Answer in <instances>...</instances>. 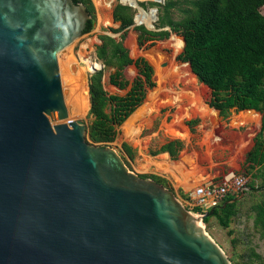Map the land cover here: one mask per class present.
<instances>
[{
    "label": "water",
    "instance_id": "95a60500",
    "mask_svg": "<svg viewBox=\"0 0 264 264\" xmlns=\"http://www.w3.org/2000/svg\"><path fill=\"white\" fill-rule=\"evenodd\" d=\"M89 17L73 0H0V264H230L198 224L212 208L193 216L67 119L56 55Z\"/></svg>",
    "mask_w": 264,
    "mask_h": 264
},
{
    "label": "rangeland",
    "instance_id": "374dc122",
    "mask_svg": "<svg viewBox=\"0 0 264 264\" xmlns=\"http://www.w3.org/2000/svg\"><path fill=\"white\" fill-rule=\"evenodd\" d=\"M90 1L94 10L92 29L80 34L56 55L60 89L67 119H79L85 127L90 122V117L87 115L89 106L87 77L92 72L85 73L86 91L83 95L86 99V106L82 109V114L77 116L68 114L71 108L68 98L70 91L64 85L63 78L69 73L73 75L79 71V68L83 66L79 56L83 53L89 55L93 61L100 63V68H102L101 62L94 55V47L99 43L97 35L107 34L119 39L120 34V31H112L117 27V23L112 22L110 14L112 5L120 1L104 0L106 4L104 3L101 11L96 10L93 0ZM138 2H142L143 7H140L144 10L150 7L156 9L151 27L141 23L147 29H154L164 0L161 2L139 0ZM186 6H188L187 0H177L175 6L170 9L169 17L173 20L180 19L183 17V10ZM130 8L134 16L136 9ZM259 11L264 14V5L259 8ZM132 25L126 28L123 43L131 58L141 56L150 64L153 86L146 89L141 103L120 124L114 140L107 145L114 149L127 168L137 175L155 173L165 175L174 186L181 184L184 189L192 186L189 179L193 178L199 180L201 177L218 176L228 171L245 174L248 177L247 188L241 196L234 197L236 198L235 214L230 218L228 226L221 227L211 215L205 222L200 221V223L204 231L223 251L230 264H264V233L253 224V211L250 209L252 204L263 199L264 189H259L260 176L256 174L258 169L256 171L250 169L243 161L245 152L252 144L253 132L255 133L259 128L258 122L250 125L245 123V120L246 122L255 120L256 113H246L245 110L234 111L231 116L221 119L214 109L205 104L208 97L207 89L197 82L185 62L175 59L181 50V48H175V40L180 36L169 33L167 38L155 40L142 48L136 45ZM161 29H166V27ZM110 72V68L102 69L101 83L104 91L107 94L123 95L127 87L118 89L110 85L107 81ZM134 75L135 69L131 65L122 71V78L127 84ZM192 121L194 122L190 123ZM127 122L132 127L131 133L124 127ZM172 138L180 141V149L175 158H170L165 152L158 153V146ZM84 140L89 144H96L88 141L87 138ZM122 144L128 147L129 155L124 152ZM161 158L170 163V166L173 164L177 166L171 170L165 165H157L159 163L157 161ZM182 162L189 170H183L180 164ZM162 181L165 187L170 189L171 186L167 179L163 177ZM251 185L256 189H249ZM173 193L179 202L192 212L184 203V192L182 194L180 189L174 187Z\"/></svg>",
    "mask_w": 264,
    "mask_h": 264
},
{
    "label": "trees",
    "instance_id": "16d2710c",
    "mask_svg": "<svg viewBox=\"0 0 264 264\" xmlns=\"http://www.w3.org/2000/svg\"><path fill=\"white\" fill-rule=\"evenodd\" d=\"M73 1L81 2L90 16L82 30V33H86L94 24L93 5L90 0ZM187 2L183 17L173 20L169 14L177 0H164L154 29H147L142 24L132 25L133 11L129 6L119 2L112 5L111 20L117 23L112 31H120L119 39L107 34L97 35L99 43L94 47V55L101 62L102 68L87 77V115L90 122L85 127L84 138L96 144L112 142L117 128L141 103L146 89L153 86L150 64L141 56H129L123 43L126 28L132 25L136 45L142 48L174 33L180 36L175 40V48H181L175 59L185 62L197 82L207 89L205 104L209 108L214 109L221 118H226L231 109L260 114L259 128L251 138L252 144L245 152L243 161L250 169H258L259 189H264V14L259 11L264 0ZM138 4L143 7L142 2ZM130 65L134 67L135 75L127 84L122 78V71ZM103 68L111 69L107 77L110 85L118 89L127 87L123 95L107 94L104 91L101 83ZM179 149L180 141L172 138L161 143L157 151L166 152L170 158H175ZM123 150L130 154L125 145ZM138 176L151 178L166 186L162 176ZM170 189L173 192V188ZM249 189L256 188L251 185ZM232 198L227 197L212 208L211 216L224 228L235 214L236 200L228 201ZM250 209L253 211V224L264 233V197L252 204ZM190 210L199 212L197 207ZM209 216L203 217L201 221L205 222Z\"/></svg>",
    "mask_w": 264,
    "mask_h": 264
},
{
    "label": "built area",
    "instance_id": "2783aa9c",
    "mask_svg": "<svg viewBox=\"0 0 264 264\" xmlns=\"http://www.w3.org/2000/svg\"><path fill=\"white\" fill-rule=\"evenodd\" d=\"M248 177L243 173L225 172L216 177L190 180L191 187L184 191V203L189 209L197 207L199 215L218 205L227 197H235L246 189Z\"/></svg>",
    "mask_w": 264,
    "mask_h": 264
},
{
    "label": "bare ground",
    "instance_id": "6f19581e",
    "mask_svg": "<svg viewBox=\"0 0 264 264\" xmlns=\"http://www.w3.org/2000/svg\"><path fill=\"white\" fill-rule=\"evenodd\" d=\"M122 2L131 3V7L136 9V13L134 14V20L144 23L146 26L152 25V22L155 19V12L156 9L152 12V10H149L150 7L147 10H142V8L139 6L138 1L139 0H121ZM146 1H155V0H146ZM95 8L97 11H101L105 1L104 0H93ZM106 4V3H105ZM98 20V19H97ZM80 61L83 63V66L79 68V71L77 73H73V75L67 74L64 76V85L69 88V100L71 102V108L68 110V114L70 116H77L82 114V109L86 106V99H85V93L86 87H85V73L90 72L93 69H97L100 67V63L93 61L89 55L87 54H80L79 56ZM61 62V61H60ZM72 62V61H71ZM67 72V71H66ZM68 92V91H67ZM84 94V95H83ZM87 97V95H86ZM66 101V100H65ZM125 129L129 130V132L132 131L131 125L129 123H125ZM165 163V161H164ZM167 163V162H166ZM168 164V163H167ZM193 216H196V214L192 213ZM200 226H202L201 223H198Z\"/></svg>",
    "mask_w": 264,
    "mask_h": 264
},
{
    "label": "crops",
    "instance_id": "0c3cea01",
    "mask_svg": "<svg viewBox=\"0 0 264 264\" xmlns=\"http://www.w3.org/2000/svg\"><path fill=\"white\" fill-rule=\"evenodd\" d=\"M241 111H243V110H241ZM241 111H237V112H241ZM252 111H254V110H252ZM234 112V110L233 109H231L230 111H229V113H228V115H227V117L228 116H231V114ZM254 113H256V119L255 120H253V121H247L246 122V120H245V123H247V124H250V125H254L255 123H259L260 124V114L258 113V112H255L254 111ZM219 116V115H218ZM220 117V116H219ZM226 117V118H227ZM221 118V117H220ZM221 119H225V118H221ZM126 120V119H125ZM128 131V130H127ZM131 133V132H130ZM253 135H254V132H253ZM249 148H250V146H249ZM248 149V148H247ZM166 153V152H165ZM164 154V153H163ZM164 161H165V163H164ZM157 162H159L157 165H165L166 167H168V168H170L171 170L173 169V167H175V166H177L176 164L174 165L173 163H171V164H173V165H171L170 166V163H168L166 160H164L163 158H161V160L160 161H157ZM168 164H167V163ZM181 164V167L183 168V170L184 171H187V170H189V168H187V166L184 164V162H182V163H180ZM174 170H176V169H174ZM185 173V172H184ZM156 174V173H155ZM156 175H160V176H163L165 179H167V181L169 182V184H170V186L171 187H177L178 189H180L181 191H182V193L184 192V191H186V189H184L183 188V185H181V184H177V186L175 185L174 186V184H172L169 180H168V178H166V176L165 175H161V174H156ZM210 177H216V176H214V175H212V176H210ZM204 178H209V177H204ZM201 179H203V177H201ZM190 180H192V179H189V182H190ZM193 180H196L195 178H193ZM198 180V179H197ZM174 183V182H173Z\"/></svg>",
    "mask_w": 264,
    "mask_h": 264
}]
</instances>
